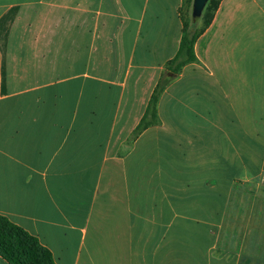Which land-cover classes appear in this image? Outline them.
Masks as SVG:
<instances>
[{"label": "crops", "instance_id": "crops-1", "mask_svg": "<svg viewBox=\"0 0 264 264\" xmlns=\"http://www.w3.org/2000/svg\"><path fill=\"white\" fill-rule=\"evenodd\" d=\"M183 6L0 0V215L56 264H264L248 215L221 246L235 182L264 174V0H221L173 76Z\"/></svg>", "mask_w": 264, "mask_h": 264}, {"label": "trees", "instance_id": "trees-1", "mask_svg": "<svg viewBox=\"0 0 264 264\" xmlns=\"http://www.w3.org/2000/svg\"><path fill=\"white\" fill-rule=\"evenodd\" d=\"M221 0H209L199 21L181 16L182 38L176 56L168 63V71L175 76L186 65L196 61L195 44L213 21ZM193 0H184V4ZM204 21L202 28H199ZM170 78H162L156 85L147 109L134 131V137L158 122V104ZM0 257L9 264H56L52 253L40 241L20 226L0 215Z\"/></svg>", "mask_w": 264, "mask_h": 264}, {"label": "rangeland", "instance_id": "rangeland-1", "mask_svg": "<svg viewBox=\"0 0 264 264\" xmlns=\"http://www.w3.org/2000/svg\"><path fill=\"white\" fill-rule=\"evenodd\" d=\"M191 9L192 3H185L181 10V16L185 19L192 17ZM203 25L204 21H201L199 28H202ZM172 146L175 148L177 145L175 143ZM192 156L193 155L190 154L189 158ZM232 195L233 198L230 204L231 212L226 219L224 224L225 229L221 235L222 250L224 249L225 251H228L235 250L237 248L240 241L239 238L241 237L239 233L242 228L239 226L243 217L246 215H248V218L250 217L248 223L250 225L249 229L253 230V234L249 240L254 243H259L262 246L264 234L260 237L258 231L264 229V174L257 179L256 183H253L251 180L246 181V178H244V181H236L233 187ZM243 213L246 214L243 215ZM245 221L248 222V220ZM254 251H256V248H254Z\"/></svg>", "mask_w": 264, "mask_h": 264}, {"label": "water", "instance_id": "water-1", "mask_svg": "<svg viewBox=\"0 0 264 264\" xmlns=\"http://www.w3.org/2000/svg\"><path fill=\"white\" fill-rule=\"evenodd\" d=\"M208 2L209 0H193L191 15L194 20L199 21L201 19Z\"/></svg>", "mask_w": 264, "mask_h": 264}]
</instances>
